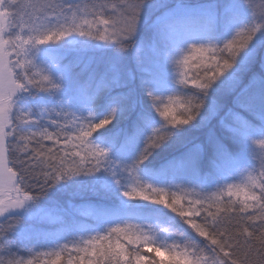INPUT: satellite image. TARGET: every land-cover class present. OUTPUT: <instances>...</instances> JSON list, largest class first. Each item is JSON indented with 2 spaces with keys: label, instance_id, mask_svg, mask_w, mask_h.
Listing matches in <instances>:
<instances>
[{
  "label": "snow or ice",
  "instance_id": "obj_1",
  "mask_svg": "<svg viewBox=\"0 0 264 264\" xmlns=\"http://www.w3.org/2000/svg\"><path fill=\"white\" fill-rule=\"evenodd\" d=\"M0 264H264V0H0Z\"/></svg>",
  "mask_w": 264,
  "mask_h": 264
},
{
  "label": "trees",
  "instance_id": "obj_2",
  "mask_svg": "<svg viewBox=\"0 0 264 264\" xmlns=\"http://www.w3.org/2000/svg\"><path fill=\"white\" fill-rule=\"evenodd\" d=\"M192 2H197V0H192Z\"/></svg>",
  "mask_w": 264,
  "mask_h": 264
}]
</instances>
